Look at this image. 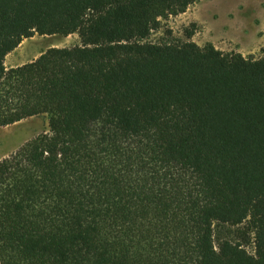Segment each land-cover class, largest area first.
I'll return each mask as SVG.
<instances>
[{"label":"trees","instance_id":"obj_1","mask_svg":"<svg viewBox=\"0 0 264 264\" xmlns=\"http://www.w3.org/2000/svg\"><path fill=\"white\" fill-rule=\"evenodd\" d=\"M197 1L0 0V127L48 118L0 159V264H264V55L148 41Z\"/></svg>","mask_w":264,"mask_h":264},{"label":"rangeland","instance_id":"obj_2","mask_svg":"<svg viewBox=\"0 0 264 264\" xmlns=\"http://www.w3.org/2000/svg\"><path fill=\"white\" fill-rule=\"evenodd\" d=\"M227 37V40L224 38ZM191 40L200 47L215 44L224 53L243 57L264 55V0H199L185 12L162 19L148 41L156 43ZM79 43L76 33L66 37L34 34L24 39L5 57L7 68L30 62L49 48L72 47ZM48 118L39 115L0 127V159L8 156L34 136L46 131ZM219 226L215 224L217 235ZM235 230V227L232 228ZM227 233V231H226ZM253 253L252 245L244 247Z\"/></svg>","mask_w":264,"mask_h":264},{"label":"crops","instance_id":"obj_3","mask_svg":"<svg viewBox=\"0 0 264 264\" xmlns=\"http://www.w3.org/2000/svg\"><path fill=\"white\" fill-rule=\"evenodd\" d=\"M228 38L227 37H225L224 38V40H227ZM215 48H217L216 46H215V44H212ZM219 50H221V51H223L222 49H219Z\"/></svg>","mask_w":264,"mask_h":264}]
</instances>
